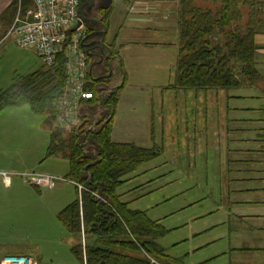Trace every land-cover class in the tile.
I'll list each match as a JSON object with an SVG mask.
<instances>
[{
  "label": "rangeland",
  "instance_id": "rangeland-1",
  "mask_svg": "<svg viewBox=\"0 0 264 264\" xmlns=\"http://www.w3.org/2000/svg\"><path fill=\"white\" fill-rule=\"evenodd\" d=\"M87 2L89 3L91 0H87ZM195 3L203 7L217 5L209 0H195ZM95 4L96 6L89 9L87 15L96 21L86 25L87 32L100 31L101 33L104 31L105 35L106 28L111 22L112 13L118 9L120 0H112L110 4H107V0H96ZM242 11L244 15L241 23H244L247 19V7L242 8ZM257 11L258 20L260 16L264 15V12ZM258 25L257 30L261 29L259 22ZM100 38L106 46L112 47V51L109 50L107 56L113 57L115 50L112 38L109 36L103 39V34L100 35ZM174 46L173 51L175 49L176 55L172 61L170 83L165 85L166 89H170L169 92L148 91L146 88L132 91L135 106L139 107L134 110L132 124L129 118L124 119V122L119 121L116 116L118 101L116 103L111 117L112 141L135 143L144 148L155 145L158 147V151L154 158L139 163L133 172L124 175L115 194L119 201L125 203L129 209L144 212L150 220L162 227L164 235L157 238L156 241L165 249L166 253L180 257V264H238L235 258L239 255L233 257L231 254L230 256L223 253L228 243L226 239L224 242L220 239L212 241L216 231L212 225L216 222L213 220L220 213L216 211V206L222 189L223 171H228L230 178L233 177L230 180V187L238 189L237 191L240 190V192L252 186L253 183L249 182L248 178L264 180V75L261 74L258 65L259 54L256 50L254 56L256 77L248 79L246 76L245 81L243 80L236 87L223 90L224 93L223 91L217 93L213 89L184 90L176 88L174 84L180 47L178 33L177 44ZM90 59V57L87 58L89 64L92 61ZM42 65L34 51L17 46L9 36L0 45V90L9 87L14 79L38 70ZM112 67L113 76L109 81L105 80L94 84L98 87L96 97L107 91L117 90L119 86V89L121 88L123 78L120 75V70L114 63H112ZM111 72L109 71L107 75H110ZM90 93L92 98L93 94L91 91ZM186 93L188 95L185 100L188 106V115L185 118L184 109L186 107L182 103L183 100H180L179 94L185 96ZM162 94L170 96L169 100L172 106L170 114L174 115V118L168 115L169 111L168 109L166 111L165 106L164 124L161 119L159 121V117L156 115L155 120L157 119L158 122L154 123L155 121L152 120L154 122L150 125V131V128H147L149 123H146L145 120L151 111L150 107L157 108L159 106ZM246 105L250 106L246 107ZM24 109L27 112H22ZM92 110L94 120L85 116L86 119H83L82 122L80 120V123L74 126L63 127L57 121L55 125L62 130L65 137H68L72 132L79 134L82 130L80 127L84 124L83 129H94L101 122L100 113L102 110L96 107ZM18 111H21L19 115L22 116L20 126L25 133L28 166L36 163L40 167H45L46 164L52 163L60 174L53 175L61 177L62 180L52 188L40 187L42 189L26 183L25 219L0 221V251L3 249L2 242L7 239L9 234L20 232L19 235L26 247L32 250V252H28L31 256H36L34 250H37L41 244L44 259L40 264H83L73 254L71 246L75 240L58 220L55 208L56 204H59V201H56L58 192L67 194L69 198L67 200H73L75 197L74 185L77 191L76 198L80 199L84 185L67 177L70 169L69 161L60 155L47 156L46 153L47 158L39 163L36 162L38 157L36 150L44 149L45 151L46 147L48 149L51 129L54 126L50 128L46 125L44 115L33 113L27 104L6 107L0 111V117L6 113H15L16 115ZM182 111L184 112L181 115ZM166 112L168 113L166 114ZM129 115L131 116V114ZM26 116L30 118H26ZM168 118L170 123L166 124L165 121ZM39 120L43 121L46 131L39 130ZM228 124L229 132L227 131ZM147 131L150 136L154 135L153 137L156 136V133L161 136V131H163V139H148L146 138L149 137ZM120 136H125L128 140L120 141ZM84 142L88 146L91 144L89 140H84ZM37 169L33 168L27 172H36ZM8 174L10 182H13L14 176ZM20 179L23 180V177L21 176ZM254 182L255 185H259L258 181ZM92 193L99 196L94 191ZM235 197V199L244 198L240 195ZM102 198L107 204L108 199ZM18 223L21 226L19 232L15 226ZM15 236L17 237V234ZM81 238L83 242L84 231L81 233ZM166 253L165 255H167ZM0 254L1 257L3 254L12 253L2 251ZM133 254L142 256L141 250Z\"/></svg>",
  "mask_w": 264,
  "mask_h": 264
},
{
  "label": "trees",
  "instance_id": "trees-1",
  "mask_svg": "<svg viewBox=\"0 0 264 264\" xmlns=\"http://www.w3.org/2000/svg\"><path fill=\"white\" fill-rule=\"evenodd\" d=\"M209 1L217 5L203 7L195 0H180L177 12L180 47L174 81L178 89L226 90L238 86L246 76L248 79L256 77L254 36L259 27L257 10H261L263 2ZM16 7L14 4L13 10ZM244 7L248 9L247 19L241 23ZM96 41L88 46H97L91 51L94 68L86 85L93 97L81 116V122L85 116L94 120L92 108L102 110V119L96 128L83 129L85 124H79L82 129L79 134L72 132L65 137L55 125L66 76L63 56H59L53 66L42 65L0 90V111L27 104L33 113L44 115L46 125L54 126L47 156L66 158L70 166L67 177L84 185L81 198H76L57 214L75 240L71 250L78 260L83 264H180L179 259L165 255V249L156 241L164 235L162 227L144 212L129 209L115 194L122 177L133 172L139 163L154 158L158 147L144 148L135 143L112 141L111 117L120 86L96 97L98 87L94 84L109 81L112 75L107 74L113 69L111 57L107 56L112 47ZM101 55L102 60L97 61ZM84 140L91 144L86 145ZM93 191L99 196L93 195ZM101 197L108 199V205ZM138 250L142 256L133 254Z\"/></svg>",
  "mask_w": 264,
  "mask_h": 264
},
{
  "label": "crops",
  "instance_id": "crops-1",
  "mask_svg": "<svg viewBox=\"0 0 264 264\" xmlns=\"http://www.w3.org/2000/svg\"><path fill=\"white\" fill-rule=\"evenodd\" d=\"M94 1L96 0H91V2L85 5L81 14L82 17L84 14H88L87 12H89V9L96 6ZM260 1L263 2L261 11L264 12V0ZM19 2V0H0V45L9 37L7 36V32L13 23ZM179 3L180 0H120L118 9L114 10L112 13L110 18L111 22L106 28V34H103V39L109 36L112 38L111 40L114 43L113 49L115 51H113V57L110 58V63H114L116 68H119L120 75H122L123 78V83L119 89V100L116 110V116L121 122L129 118L132 124L134 110L139 109V107L135 106L134 95L131 94L132 91H140L143 88H146L148 91H170V89L165 88V85L170 83V73L173 65L172 61L176 55L175 49L173 51V47L177 44V11ZM14 4L17 6L15 10L12 8ZM26 5H28V3L22 1L23 8L26 7ZM87 16L89 17V15ZM259 23L261 24V29L257 30L254 41L258 46L257 53L259 54L258 58H260L258 65L261 74L264 75V15L260 16ZM86 24H90V22H85V27ZM99 34H95L91 37L89 43H94L97 37L100 36ZM89 65L92 74L94 67L93 62L90 61ZM110 75H112V72ZM16 79H14L12 83ZM222 91L223 90H216L217 93ZM179 96L180 100H183L182 103H184V107H186L184 109V116L186 118L188 115V106L185 100L188 95L186 93L185 96H182V94H179ZM169 98V95L162 94L159 106L157 108H153V106L150 107V116L148 117V114L145 120L146 123H149L147 128H150V125L153 124L152 122H158L157 119L155 120L156 115L159 117V121L161 119V122L164 124L163 111L165 110V106L166 111L167 109L169 111V113L166 112V114L168 113V115H171L170 108H172V106L170 105ZM249 106L250 105H246V107ZM184 111H182L181 115ZM20 112L21 111H18L16 115L15 113H6V115L0 117V221H21L25 219L24 204L27 182L24 179H20L22 173H26L27 170H32L33 168H38V171H36L38 173L60 175L58 169H56L52 163L46 164L47 166L45 167H40L36 163L28 166V150L26 147L25 133L20 126L22 124V116L19 115ZM22 112L25 113L27 111L24 109ZM129 114H131V116ZM142 116L145 117L144 115ZM171 116L173 117L174 115ZM26 118L30 117L26 116ZM39 122L38 128L40 131L44 132L43 121L41 122V120H39ZM165 123L169 124L170 119L168 118ZM149 130L151 131V128ZM227 131L229 132V124L227 125ZM147 133L149 134V137H146L148 139H163V131H161V136L158 135L159 133H156L155 137H153L154 135L150 136L148 131ZM119 140L126 141L128 139L125 136H120ZM36 151L38 155L36 159L37 163L47 158V147L45 151L44 149H38ZM3 173L12 174L14 176V181L10 182L9 177V182H6ZM228 173V171H223V176H221L222 189L216 206V211L220 213L217 215V218L215 217L213 220L216 222L213 223L212 227H214L216 231L212 241L220 239L224 242L226 239L228 243L223 253L231 254L233 257L239 255L235 258L238 264H264V180L248 178L247 180L254 185L252 184L251 187L240 192V190L237 191L238 189L230 187V180L233 179V177L230 178ZM254 181H258L259 185H255ZM35 187L42 189L38 186ZM73 189L75 191L73 200H75L77 191L74 185ZM239 195L244 196V198L235 199V196ZM57 197L58 199L56 201H59V204H56V214L73 201L67 200L69 199L68 195H64L62 192H58ZM15 226L17 227L16 230L19 232L21 228L20 223L15 224ZM16 234L17 237L15 236ZM19 234L20 232H14L12 235L9 234L7 239L2 242L1 245L3 249L0 252L6 251L12 254L31 256L28 252H32V250L26 247L25 242H23ZM40 245L37 250H34V255L36 256H32L38 260L39 264L44 259L43 251L41 250L42 247ZM166 254L168 257L180 259V257L170 255L169 253ZM4 255L6 254L2 256Z\"/></svg>",
  "mask_w": 264,
  "mask_h": 264
},
{
  "label": "built area",
  "instance_id": "built-area-1",
  "mask_svg": "<svg viewBox=\"0 0 264 264\" xmlns=\"http://www.w3.org/2000/svg\"><path fill=\"white\" fill-rule=\"evenodd\" d=\"M17 12L7 36L21 48L31 49L46 67L59 56L65 58V83L58 102L56 121L63 127L80 123L91 93L86 88L91 68L87 61L85 21L79 12L81 0H19ZM22 1L28 3L23 8ZM6 182L9 175L3 173ZM29 184L52 188L61 177L36 172L22 173ZM0 264H38L28 255L6 254Z\"/></svg>",
  "mask_w": 264,
  "mask_h": 264
},
{
  "label": "flooded vegetation",
  "instance_id": "flooded-vegetation-1",
  "mask_svg": "<svg viewBox=\"0 0 264 264\" xmlns=\"http://www.w3.org/2000/svg\"><path fill=\"white\" fill-rule=\"evenodd\" d=\"M94 2H95V1H94ZM86 4H88L87 0H81V4H80V7H79V12H80V14H82L83 9L85 8V5H86ZM83 17L86 19V21H89L90 23H92V20H90L91 18H89L86 14H84ZM86 25H87V24H86ZM86 29H87V28H86ZM90 32H92V31H89V32H87V33L89 34ZM99 35H101V33H100ZM96 42H98V44H102L100 36L97 37V41H96ZM96 47H97V46L87 47V48H86V54H87V57H88V58H89V56L91 55V51H92L94 48H96ZM90 57H91V56H90ZM102 57H103V55L99 56L98 59H97V57H94L93 59H97V61H101V60H102ZM93 68H94V67H93ZM94 71H95V69H94Z\"/></svg>",
  "mask_w": 264,
  "mask_h": 264
},
{
  "label": "water",
  "instance_id": "water-1",
  "mask_svg": "<svg viewBox=\"0 0 264 264\" xmlns=\"http://www.w3.org/2000/svg\"><path fill=\"white\" fill-rule=\"evenodd\" d=\"M111 1H112V0H107V4H108V3L110 4ZM83 16H84V15H83ZM83 19H84V21H85L86 23H89L88 21H86V19H85L84 17H83ZM91 19H92V21L94 22V19H93V18H91ZM95 21H96V20H95ZM99 33H100V31H99V32H98V31H95V32H93V33L88 34V36H87L86 39H85V41L88 42V43H87V46L90 45V43H89V39H90L91 37H93L95 34H99ZM101 33L104 34V31H103V32L101 31Z\"/></svg>",
  "mask_w": 264,
  "mask_h": 264
}]
</instances>
